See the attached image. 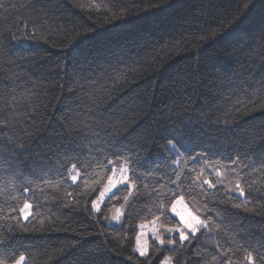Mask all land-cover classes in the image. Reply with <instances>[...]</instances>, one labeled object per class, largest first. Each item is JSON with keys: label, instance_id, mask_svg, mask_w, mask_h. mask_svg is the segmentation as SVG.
<instances>
[{"label": "trees", "instance_id": "1", "mask_svg": "<svg viewBox=\"0 0 264 264\" xmlns=\"http://www.w3.org/2000/svg\"><path fill=\"white\" fill-rule=\"evenodd\" d=\"M177 131L179 150L165 152ZM121 167L132 194L120 186L94 210ZM177 195L205 227L183 245L148 236L141 257L139 225L170 236ZM10 235L0 258L23 251L25 264L264 258V0H0V239Z\"/></svg>", "mask_w": 264, "mask_h": 264}, {"label": "snow or ice", "instance_id": "2", "mask_svg": "<svg viewBox=\"0 0 264 264\" xmlns=\"http://www.w3.org/2000/svg\"><path fill=\"white\" fill-rule=\"evenodd\" d=\"M183 135L182 132L177 131L174 135H168L167 137L164 138L163 140V147L164 151L167 153H171L173 150H179V144H180V137ZM120 155H123V153H120ZM169 159H174V157H169ZM237 160H239V157L237 156ZM113 162L112 160L108 161V164L111 165ZM144 164H151L153 166H156L157 168L160 167L158 162H149L147 158L144 159ZM112 175H109L107 177V185L105 186V189L101 192H99V199H92V208L94 210L99 211V203L100 201H105L107 199H110L113 195H115V190H118L120 186H125L129 190V195L132 194L131 188H132V178L130 177L128 173V169L121 167L119 169L121 175L119 178L116 177L115 172L116 169L112 168ZM147 170V169H146ZM73 182H77V177L73 176L72 177ZM131 181V182H130ZM204 184L208 185L209 188L213 187V184L210 183L209 180H204ZM239 188V185H237ZM240 197H243L245 193L243 191H240L238 193ZM129 196H125L124 200L128 201ZM184 200V197L182 195H177L174 199L171 201V212L174 214V217H178L179 220V226H172V227H167L165 228V231L167 233H170L171 235L168 237H162L157 233V229L153 228V233H154V240L158 242L161 246L168 245V246H173L177 242L180 243L181 245L184 244V242L189 241L190 236L191 238L195 239L198 232H200V229L205 227V221L202 220L197 214H195L194 211L189 210L187 207H184L182 210H177V205L181 204L182 201ZM32 205L29 203H24L23 207L20 209V212L22 215L23 221H28L30 213L26 212V210L30 209ZM116 215L113 216V220H119L120 217V208H116ZM159 219V217H157ZM153 225L155 224V220L151 222ZM27 227V225H24ZM141 229L147 227L146 224L141 223L139 225ZM144 235V233H139L137 235V247L135 251L139 253L141 257H146V252H147V244H141L140 243V237ZM178 237V240H177ZM12 237L11 235L0 239V248H5L7 250L10 241ZM254 250H248L246 256H244V261L246 264H264V258H261L259 256V253L256 254L254 257L253 255ZM27 255L23 252L20 251L19 253L13 254V256L8 257L6 259L0 258V264H25L27 260ZM155 259H160L159 256L155 257ZM141 264H143V261H141ZM149 264H151V260H149ZM160 264H169V258L165 256L161 261ZM228 264H231V260H228Z\"/></svg>", "mask_w": 264, "mask_h": 264}, {"label": "rangeland", "instance_id": "3", "mask_svg": "<svg viewBox=\"0 0 264 264\" xmlns=\"http://www.w3.org/2000/svg\"><path fill=\"white\" fill-rule=\"evenodd\" d=\"M120 176V175H119ZM119 176H118V178H119ZM103 201H100V203L99 204H101ZM184 207H186V205L184 204V202L182 201V203L181 204H178L177 205V210H182ZM26 212H28L29 213V209L28 210H26ZM170 213L174 216V214L171 212V210H170ZM23 215V214H22ZM177 220H178V217H175ZM179 221V220H178ZM153 228H155V229H157V223L155 222V224L153 225L152 223H150V224H148L147 225V227H145V228H143V229H141L140 227H139V233H144V235H142L141 237H140V243L141 244H147V252H148V243H147V240H148V236H154V233H153ZM138 233V234H139ZM137 234V235H138ZM136 247H137V237H136V239H135V249H136ZM147 252H146V254H147ZM136 253L137 254H139L137 251H136ZM169 264H170V262H169Z\"/></svg>", "mask_w": 264, "mask_h": 264}]
</instances>
